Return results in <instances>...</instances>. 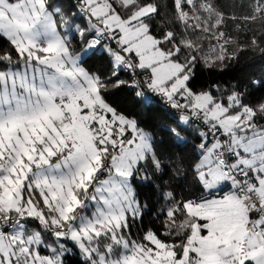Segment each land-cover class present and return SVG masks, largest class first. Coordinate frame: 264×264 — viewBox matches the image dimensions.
Wrapping results in <instances>:
<instances>
[{"label":"snow or ice","instance_id":"snow-or-ice-1","mask_svg":"<svg viewBox=\"0 0 264 264\" xmlns=\"http://www.w3.org/2000/svg\"><path fill=\"white\" fill-rule=\"evenodd\" d=\"M239 6L0 0V264H264V77L193 85L264 55Z\"/></svg>","mask_w":264,"mask_h":264},{"label":"trees","instance_id":"trees-1","mask_svg":"<svg viewBox=\"0 0 264 264\" xmlns=\"http://www.w3.org/2000/svg\"><path fill=\"white\" fill-rule=\"evenodd\" d=\"M161 8V19L167 23L169 19H173L170 13H168V5L171 3V0H154ZM218 9L226 14V16L232 12H235L236 15L242 16L245 13L244 9H241L239 6V0H216ZM215 18L216 12L212 13ZM238 22V21H237ZM233 21H228V28H231ZM170 26V25H169ZM159 30V28H157ZM205 48H207L209 41L203 40L200 41ZM95 67H101V63L97 62ZM264 77V55H261L259 50L252 51L246 50L239 52L237 58L234 60H229L225 62L223 67H214L212 69H207L204 67L197 68L196 78L193 81L194 87L199 91L201 88L207 90L209 86L215 88L218 86L221 90L228 89L232 86H241L245 85L255 79ZM123 78V77H122ZM251 90V89H249ZM259 95V93H256ZM114 101L123 107L126 111H139L135 108L130 99L126 97L125 94H120L117 97L113 98ZM167 109V111H165ZM174 112L173 109L163 107L159 105L157 110L150 115L147 123L149 125L160 124L162 123V117L168 113ZM143 120V117H141ZM157 140L161 139L159 132L157 133ZM159 151L163 153L174 154V149L169 148L165 143L160 145ZM190 159V154L189 157ZM165 164H170L168 160L164 161ZM166 181H156L153 180V186L155 187L158 183H163ZM136 229H133V234H135Z\"/></svg>","mask_w":264,"mask_h":264},{"label":"built area","instance_id":"built-area-1","mask_svg":"<svg viewBox=\"0 0 264 264\" xmlns=\"http://www.w3.org/2000/svg\"><path fill=\"white\" fill-rule=\"evenodd\" d=\"M160 105L163 106V107H167L168 108V106L162 100L160 101Z\"/></svg>","mask_w":264,"mask_h":264}]
</instances>
